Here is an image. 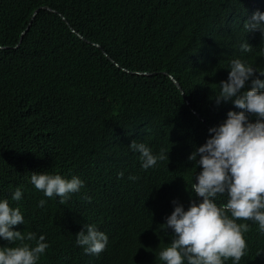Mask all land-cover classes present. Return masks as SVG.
<instances>
[{"label":"trees","instance_id":"obj_1","mask_svg":"<svg viewBox=\"0 0 264 264\" xmlns=\"http://www.w3.org/2000/svg\"><path fill=\"white\" fill-rule=\"evenodd\" d=\"M261 1L219 0L218 16L231 15L245 35L241 20ZM205 2L0 0V200L24 216L12 230L45 236L49 247L37 264H164L159 252L175 236L162 224L173 201L185 210L201 201L191 190L201 169L189 155L230 110L244 111L232 101L216 104L220 82L228 79L219 74L230 70L234 55L232 34L208 24ZM44 7L57 13L39 10ZM151 21L167 33L162 42ZM170 36L181 46L160 74L172 59ZM136 70L157 71L131 73ZM133 140L154 155L169 151V160L143 169L140 154L129 148ZM33 172L77 176L84 186L60 204L35 189ZM18 187L22 197L14 201ZM227 200L225 193L216 203ZM237 222L250 225L239 264H264V253L257 255L264 252V233L253 221ZM85 224L109 238L98 256L76 244ZM19 244L0 237V247Z\"/></svg>","mask_w":264,"mask_h":264},{"label":"clouds","instance_id":"obj_2","mask_svg":"<svg viewBox=\"0 0 264 264\" xmlns=\"http://www.w3.org/2000/svg\"><path fill=\"white\" fill-rule=\"evenodd\" d=\"M218 4L219 0H206L208 24L231 32L229 47L234 55L230 58V70L225 68L220 74L228 75V79L220 82L221 91L215 97L216 104L232 101L244 111L230 110L223 123L208 130L212 135L206 143L189 155L188 160L194 161L201 169L191 190L202 199L191 202L187 210L173 201L174 210L162 224L175 236L170 246L159 252V259L164 264H225L229 259L233 264H239L247 254L245 234L250 231V225L237 221H253L264 233V91L260 90L264 89V80L258 78L264 79V0L242 18L245 35L239 33L231 15L224 20L219 18ZM150 24L155 26L157 38L162 42L167 33L157 22L151 21ZM160 46L165 47L164 44ZM170 46L172 59L161 65L160 74L167 72L180 49V40L171 37ZM156 71L136 70L131 73L151 75ZM170 76L186 97L180 81ZM249 81L250 87H246ZM250 115L257 118L255 122L249 119ZM129 148L140 154L143 169L155 167L158 161L169 160V151L161 149L158 155H154L150 147L136 140ZM123 175L122 171L118 173L120 178ZM129 179L137 180L138 177L130 175ZM31 183L46 197H59L60 204L67 203L70 195L84 186V181L77 176L67 179L46 172H33ZM225 193L227 202L218 205L217 196ZM21 197L22 191L18 187L12 200L19 201ZM87 199L91 201V197ZM45 203L40 200L38 207ZM21 223H24V216L20 208L10 206L7 199L0 200V237L20 242L19 246L0 247V264H37L49 247L44 235L37 239L34 232L25 234L12 230L14 225ZM108 239L95 224H85L76 234V244L83 247L85 254L97 256L106 250ZM25 241H35V246Z\"/></svg>","mask_w":264,"mask_h":264},{"label":"water","instance_id":"obj_3","mask_svg":"<svg viewBox=\"0 0 264 264\" xmlns=\"http://www.w3.org/2000/svg\"><path fill=\"white\" fill-rule=\"evenodd\" d=\"M41 9H45V10H48V11H51V12H54V13H57L55 10H53V9H50V8H40L39 10H41ZM39 10L38 11H35V14H34V16L36 15V13L37 12H39ZM30 25H31V22L29 23V25H28V27L26 28V30L22 33V35H21V38H20V42H19V44L21 43V41H22V38H23V35L26 33V31L28 30V28L30 27ZM73 31H74V29H72ZM81 37V36H80ZM18 44V45H19ZM17 45V46H18ZM96 45H98V46H100L99 44H96ZM198 115L200 116V117H202V115L200 114V113H198ZM203 119V118H202ZM201 199H202V197H200Z\"/></svg>","mask_w":264,"mask_h":264},{"label":"bare ground","instance_id":"obj_4","mask_svg":"<svg viewBox=\"0 0 264 264\" xmlns=\"http://www.w3.org/2000/svg\"><path fill=\"white\" fill-rule=\"evenodd\" d=\"M227 17H228V16H227ZM208 28H209V27H208ZM209 29H210V28H209ZM190 30H191V29H190ZM217 32H218V28H217ZM207 35H208V34H207ZM218 37H219V36H218ZM166 39H167V38H166ZM193 46H194V45H193ZM192 51H193V50H192ZM192 57H193V55H192ZM190 59H191V58H189V60H190ZM201 62H202V61H201ZM179 65H180V64H179ZM200 69H201V68H200ZM207 72H208V71H207ZM184 73H186V72H184ZM191 73H192V72H191ZM201 73H202V72H201ZM219 73H220V72H219ZM182 74H183V73H182ZM216 74H217V73H216ZM188 75H189V74H188ZM219 75H220V74H219ZM219 75H218V76H219ZM181 76H182V75H181ZM190 76H191V75H189V77H190ZM192 77H193V76H192ZM215 77H216V76H215ZM223 77H224V76H223ZM213 79H214V78H213ZM225 79H226V78H225ZM191 80H193V79H191ZM191 80H190V81H191ZM187 81H189V80H187ZM225 81H226V80H225ZM188 85H189V84H188ZM213 86H214V85H213ZM218 86H219V84H218ZM218 86H217V87H218ZM212 88H213V87H212ZM215 89H216V88H215ZM217 89H219V88H217ZM186 90H187V89H186ZM261 90H263V89H261ZM215 91H217V90H215ZM215 91H214V92H215ZM218 92H219V91H218ZM188 93H189V92H188ZM188 93H187V94H188ZM232 104H233V103H232Z\"/></svg>","mask_w":264,"mask_h":264}]
</instances>
